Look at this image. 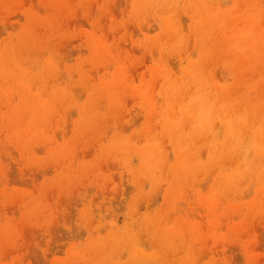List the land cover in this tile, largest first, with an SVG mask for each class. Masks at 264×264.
I'll list each match as a JSON object with an SVG mask.
<instances>
[{
  "label": "rangeland",
  "instance_id": "rangeland-1",
  "mask_svg": "<svg viewBox=\"0 0 264 264\" xmlns=\"http://www.w3.org/2000/svg\"><path fill=\"white\" fill-rule=\"evenodd\" d=\"M263 109L264 0H0V264H264Z\"/></svg>",
  "mask_w": 264,
  "mask_h": 264
},
{
  "label": "bare ground",
  "instance_id": "bare-ground-1",
  "mask_svg": "<svg viewBox=\"0 0 264 264\" xmlns=\"http://www.w3.org/2000/svg\"><path fill=\"white\" fill-rule=\"evenodd\" d=\"M4 68H6V67H4ZM264 110V109H263ZM263 110H262V112H263ZM261 111V110H260ZM258 113V112H257ZM185 117L187 118L188 116H186L185 115ZM226 117V116H225ZM248 118V117H247ZM257 119V118H256ZM252 122H253V120H252ZM256 122H258V121H256ZM255 122V123H256ZM245 123H247V122H245ZM168 124H170V123H168ZM165 125H166V123H165ZM240 126V125H239ZM233 128V127H232ZM243 128V127H242ZM246 128V127H245ZM248 128H249V126H248ZM176 128H168V126H166V131H167V134L169 135V136H174V134L176 133ZM228 130L230 131V128L228 127ZM247 130V131H246ZM246 130L244 131V133L246 132L247 134H248V136H249V133H248V129L246 128ZM232 131V130H231ZM240 131V130H239ZM243 132V131H242ZM253 133V132H252ZM261 133H263V132H261ZM231 134V133H230ZM256 135V134H255ZM233 136V135H232ZM240 136V135H239ZM238 136V137H239ZM228 138V140L227 141H229V140H231V141H233L232 140V137L230 138V136H228L227 137ZM240 138V137H239ZM233 139H234V136H233ZM237 139V138H236ZM260 139V138H259ZM230 142V141H229ZM225 143V142H224ZM231 143V142H230ZM227 146V145H226ZM152 150L153 149H150V151H149V153H151L152 152ZM261 153V152H260ZM152 155V153L151 154H147V153H142V156H144V159H146V161H153V156H151ZM256 161V160H255ZM262 177H264V175H262Z\"/></svg>",
  "mask_w": 264,
  "mask_h": 264
}]
</instances>
